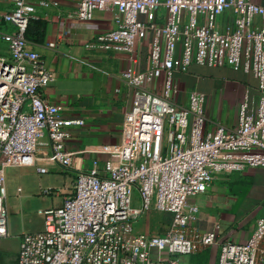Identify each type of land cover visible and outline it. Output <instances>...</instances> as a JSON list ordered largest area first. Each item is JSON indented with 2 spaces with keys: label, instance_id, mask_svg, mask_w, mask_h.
<instances>
[{
  "label": "built area",
  "instance_id": "2783aa9c",
  "mask_svg": "<svg viewBox=\"0 0 264 264\" xmlns=\"http://www.w3.org/2000/svg\"><path fill=\"white\" fill-rule=\"evenodd\" d=\"M75 1L82 22L93 20L96 11L113 13V28L85 46L128 56L131 66L121 77L132 89V104L103 173L97 166L75 171L62 203L39 210L43 228L21 235L15 264H179L181 256L217 243L214 230L191 226L198 205L190 198L217 176L264 167V2ZM0 4L7 6L0 10L7 51L0 55V238H5V169L32 166L44 174L55 165L70 171L73 152L65 141L84 122L60 116L44 98L53 75L25 36L35 6L29 0ZM143 41L148 67L138 70L136 46ZM192 63L228 66L256 78L255 98L242 100L234 128L208 119L202 92L179 87L176 73ZM151 209L172 214L165 233L135 231ZM263 236L259 218L245 241L218 243L216 264H264Z\"/></svg>",
  "mask_w": 264,
  "mask_h": 264
},
{
  "label": "crops",
  "instance_id": "0c3cea01",
  "mask_svg": "<svg viewBox=\"0 0 264 264\" xmlns=\"http://www.w3.org/2000/svg\"><path fill=\"white\" fill-rule=\"evenodd\" d=\"M44 1L29 0L35 6V22L29 23L28 38V46L40 54L53 75L43 95L58 107L60 116L79 117L84 123L72 128L65 141V147L73 152L70 171L55 165L44 174H38L32 166L5 169L7 236L2 242L8 241L16 251L23 233L43 228L39 210L62 203L76 170L97 166L103 173L104 161L120 141L122 121L132 104V89L121 77L131 66L128 56L85 46L98 32L113 28V13L96 11L93 20L82 22L76 17L75 0ZM5 7L0 4V10ZM136 48L135 67L147 69V41ZM0 54H7L1 39ZM176 79L180 88L202 92L205 115L212 123L219 121L227 128L237 125L239 105L245 96L256 95L254 75L228 66L192 63L177 72ZM45 188L57 192L45 194ZM190 201L198 205L191 226L198 231L214 230L217 243L181 256L179 264H216L218 243L226 239L245 241L256 220L264 218V167L217 176L205 192ZM171 218L170 212L151 209L139 219L135 231L163 234ZM260 243L264 245V236Z\"/></svg>",
  "mask_w": 264,
  "mask_h": 264
},
{
  "label": "rangeland",
  "instance_id": "374dc122",
  "mask_svg": "<svg viewBox=\"0 0 264 264\" xmlns=\"http://www.w3.org/2000/svg\"><path fill=\"white\" fill-rule=\"evenodd\" d=\"M55 192L56 190L52 194H55ZM2 239L4 238H0V242H2ZM1 245L3 246H0V264H15L17 251L13 248L11 249L8 241H3Z\"/></svg>",
  "mask_w": 264,
  "mask_h": 264
},
{
  "label": "trees",
  "instance_id": "16d2710c",
  "mask_svg": "<svg viewBox=\"0 0 264 264\" xmlns=\"http://www.w3.org/2000/svg\"><path fill=\"white\" fill-rule=\"evenodd\" d=\"M31 22H35V20L33 18H31L28 21L27 28H26V32H25V36H26L27 39L29 38V27H30V24L29 23H31Z\"/></svg>",
  "mask_w": 264,
  "mask_h": 264
}]
</instances>
